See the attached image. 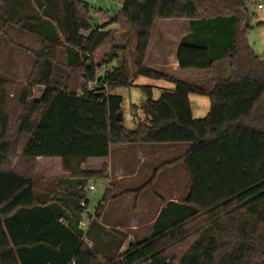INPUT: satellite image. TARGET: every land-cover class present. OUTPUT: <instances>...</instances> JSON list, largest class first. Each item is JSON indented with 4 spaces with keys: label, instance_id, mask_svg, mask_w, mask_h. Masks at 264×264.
<instances>
[{
    "label": "trees",
    "instance_id": "obj_1",
    "mask_svg": "<svg viewBox=\"0 0 264 264\" xmlns=\"http://www.w3.org/2000/svg\"><path fill=\"white\" fill-rule=\"evenodd\" d=\"M249 3L123 0L113 18L93 27L84 0H0V35L14 25L42 39L27 85L0 77V264H264V58L247 39L255 15ZM163 19L189 22L178 49L181 69L228 61L229 75L207 90L148 67L152 33ZM107 46L108 59L98 61ZM60 48L69 70L64 87L52 82ZM138 76L173 87L155 98L152 86H142L146 99L129 127L117 119L125 98L115 90ZM192 95L208 97L206 116L195 117ZM135 144H189L176 163L184 162L191 189L185 200L164 203L144 241L126 246L128 233L100 221L102 205L117 197L110 189L82 228L90 180L108 177L107 166L84 165L109 158L113 145ZM39 157L61 159L70 174L55 181L61 190L39 192L38 180L52 179L37 176Z\"/></svg>",
    "mask_w": 264,
    "mask_h": 264
},
{
    "label": "rangeland",
    "instance_id": "obj_2",
    "mask_svg": "<svg viewBox=\"0 0 264 264\" xmlns=\"http://www.w3.org/2000/svg\"><path fill=\"white\" fill-rule=\"evenodd\" d=\"M89 3L91 6V24L93 27L102 25L107 22L109 19L113 18L121 9L123 0H84ZM264 3V0H250L248 8L251 13H255L254 16L250 18L251 28L247 31V39L251 46L254 48L255 52L259 54L262 58H264V9L259 8V4ZM187 24V23H182ZM180 23L172 21L171 19H163L159 21V25L157 28H161L166 32L170 33V36L174 39L176 35L179 34ZM185 26V25H184ZM183 26V27H184ZM118 28V25H111L108 29ZM155 29V30H156ZM159 29V30H161ZM6 35H0V77L13 82L19 86H25L29 83L31 77L34 74V64L36 60V55L40 51L42 45V39L38 36L14 25H9L6 28ZM155 39V38H154ZM157 40V38H156ZM116 42L118 45L126 44V40L121 37L116 38ZM136 38L131 39L129 52L127 54V59L131 65V72L135 70L132 66L134 64V59L136 55ZM111 50L110 46L104 47L99 51L97 55V60L102 61L103 59H108L109 52ZM20 51V52H19ZM18 52L23 55V66L18 68L14 64L15 53ZM17 54V53H16ZM122 54V52H119ZM34 63L32 65V61ZM226 62V61H225ZM107 69H111L118 64L117 60H114L112 63H107ZM222 66V65H221ZM217 67L214 70H200V69H182L183 72L178 74L180 79L190 83H198L203 86L205 89L209 90L212 88L213 79L214 78H222L226 77L227 72H223L222 67ZM104 68L102 67L99 70V73L103 72ZM69 70L66 66V56L64 48H60L55 64V70L53 75V84H57L60 87H64L67 84ZM142 86H152L154 90V97L158 98L160 96L161 90L163 88H169L173 85L164 80L151 79L145 76H138L135 83L126 87H118L115 92L121 94L125 98L124 102V114L122 113V119H125L124 123L131 127L133 126V112H137L138 107L143 103L146 99V94L142 90ZM42 92V87H38L36 89V97H40ZM192 103L194 106V114L195 117L202 118L207 115L210 109V102L208 97L200 96V95H192ZM198 104L201 107L198 109ZM13 110H15V117L19 114V110L15 104L12 102ZM15 138V137H14ZM186 146L182 144H165V145H154L151 147H146L145 155L147 157L146 163L142 168L141 176L138 177L137 181L133 179L129 184L132 186H136L137 190L132 192V195L124 199L123 203L129 208V212L137 211L138 208L146 209V213L143 214L142 220L150 221L152 219V214L156 210V207L160 205L162 202H166L167 198H161L156 196V191L154 190L152 183L153 177L157 170L160 169L159 175V186L162 187V193L167 196V193L170 191V187H172L171 182L173 179H179L180 174H185L184 164L178 160V157L186 150ZM118 147H130L127 145H119L114 147V155H116V151ZM157 155V158L154 156ZM153 158L155 160H153ZM150 159V160H149ZM140 161V156H139ZM174 162L173 165L168 164L169 162ZM89 162V161H88ZM85 165L86 168L98 167L94 161ZM142 164V163H141ZM37 167V165H36ZM104 166H101L102 169ZM37 171V168H36ZM66 173V172H65ZM38 177H41L38 175ZM184 176L187 175L185 174ZM70 178V174L67 173L64 175H57L52 177L51 180H43L39 182L38 190L43 193L48 192L49 189L54 188V190H61L63 186L57 187L56 180H67ZM189 179L187 178V181ZM109 184V178H94L90 180V183L87 187L89 204L87 205V209L84 214L83 222L88 227L89 223L93 218H95L96 210L99 202L104 197V194L107 191V186ZM94 185V189L90 190V186ZM174 185V184H173ZM179 186L184 187L182 180L179 181ZM177 187V186H176ZM169 190V191H168ZM111 193L114 191L110 189ZM126 193L116 194V198L114 200H118L123 197ZM179 200H183L184 196L178 197ZM110 201L108 204H110ZM107 206V205H106ZM106 206L102 205V207L106 208ZM103 210V212H104ZM102 212V216L104 215ZM139 212V211H138ZM140 213V212H139ZM116 218H120L119 215L116 214ZM122 220L127 221V216L124 215L121 217ZM116 220V219H115ZM119 220V219H118ZM141 226L136 232L129 231L128 239L126 241V246L131 242V239H141L149 233V226L145 225ZM134 237V238H133ZM181 249L178 248V252Z\"/></svg>",
    "mask_w": 264,
    "mask_h": 264
},
{
    "label": "crops",
    "instance_id": "obj_3",
    "mask_svg": "<svg viewBox=\"0 0 264 264\" xmlns=\"http://www.w3.org/2000/svg\"><path fill=\"white\" fill-rule=\"evenodd\" d=\"M171 20L177 23H180L181 26L179 25L180 26L179 34L176 35V37L173 39L170 36L169 32H166L165 30H162L161 28L154 30L152 33L150 47H149L147 58H146V65L148 67H151L153 69L159 70L163 73L175 76L178 79H180L178 74L182 73L183 70L180 68L178 58H177L178 49H179L181 38L190 31V28H189V22L187 20H182V19H171ZM182 23H187V24H182ZM4 34L5 35L7 34L6 30ZM16 53H15V58H14V64L16 67L21 68L23 66V61H22L23 55L18 52ZM33 63H34V60L32 61V65ZM220 66L222 67L223 72H227V74L229 75V62L228 61L226 62L222 61V62L216 63L215 66L211 70H214L215 68L220 67ZM172 87H169V88H172ZM212 88H213V85H212ZM212 88H210L209 90H212ZM192 106H193V103H192ZM197 107L199 109L201 105L198 104ZM193 111H194V106H193ZM154 145H165V144H141V145L135 144V145H127L130 147H118L116 148L117 149L116 155H114V147L119 146V145H113L111 147L109 158H92L89 160L88 163L94 161V163H96L98 167H93V168H88V169L99 170L101 166H104V165L107 166V175L109 178V184L107 186V189H112L115 195L126 193L120 199L114 200L110 204H107L103 212L104 215L100 219L101 223L107 229H119L126 233H129V231L136 232L138 229L141 228V226H144V223L146 221L142 220V217H143V214L146 213V209H142L141 211L142 207L141 208L139 207L137 211L134 210L130 214V212L128 211L129 208L123 203V201L127 197L131 196L133 191L137 190V187L132 186L131 184H129V182H131V180L133 181V179L137 181L138 177L141 176L142 168L145 165L146 159H147L145 155V149L146 147L149 148ZM182 145H185V144H182ZM186 145H188L186 146V150L178 158L184 156L187 150L189 149V144H186ZM139 156H140V161H139ZM154 156L157 158L156 154H154ZM153 160L155 159L153 158ZM85 165L84 167L86 168L87 166ZM184 171H185V174L187 175L185 164H184ZM37 173L41 177H55L57 175H64V176L67 175V173H65L62 170V163H61L60 158L39 157L37 161ZM159 175H160V171L155 173V176L153 177V183H152V186L154 190L156 191V196L161 197V198L168 197L166 202H169V201L181 202L185 200V198L188 196L190 189H191L190 180L187 181V178L189 179L188 175L186 178V176H184L181 173L180 174L181 179H179L178 177L177 179H173L174 181L171 182L172 187H170V191L168 190L169 192L167 193V196H165L162 193L163 189L158 184V181L160 178ZM180 180H182L184 184L183 189L182 187L179 186ZM182 195L184 196V199L179 200L178 197ZM100 202H102V200ZM163 205H164V202L158 205L156 207V210L154 211V214H152V219H150V221L145 223L146 226L147 225L149 226V233L151 231V227L153 223L159 216L160 211L163 208ZM116 214L119 215L120 218H116L115 217ZM124 215L127 216V221L122 220L121 217H123ZM149 233L146 236L142 237L141 239H135L133 237L134 239H131V241L142 242L148 237Z\"/></svg>",
    "mask_w": 264,
    "mask_h": 264
},
{
    "label": "built area",
    "instance_id": "obj_4",
    "mask_svg": "<svg viewBox=\"0 0 264 264\" xmlns=\"http://www.w3.org/2000/svg\"><path fill=\"white\" fill-rule=\"evenodd\" d=\"M259 8H260V9H264V3L259 4ZM103 68H104L103 72H101V73H99V74H103V73L107 70L106 66H104ZM94 86H95V82L90 81V82L88 83V88L92 89V88H94ZM94 188H95L94 185H91L89 189L92 190V189H94ZM82 205H86V202H85V201L82 202ZM82 228H84V229L87 228V227H86V224H85L84 222H82Z\"/></svg>",
    "mask_w": 264,
    "mask_h": 264
},
{
    "label": "water",
    "instance_id": "obj_5",
    "mask_svg": "<svg viewBox=\"0 0 264 264\" xmlns=\"http://www.w3.org/2000/svg\"><path fill=\"white\" fill-rule=\"evenodd\" d=\"M117 119H118V120H122V113H121V112L118 113Z\"/></svg>",
    "mask_w": 264,
    "mask_h": 264
}]
</instances>
